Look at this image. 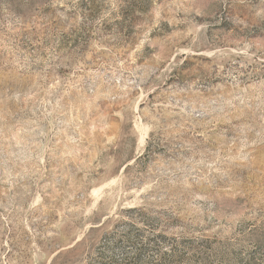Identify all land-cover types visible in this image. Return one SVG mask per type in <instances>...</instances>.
Masks as SVG:
<instances>
[{"label": "rangeland", "instance_id": "1", "mask_svg": "<svg viewBox=\"0 0 264 264\" xmlns=\"http://www.w3.org/2000/svg\"><path fill=\"white\" fill-rule=\"evenodd\" d=\"M264 264V0H0V264Z\"/></svg>", "mask_w": 264, "mask_h": 264}, {"label": "trees", "instance_id": "2", "mask_svg": "<svg viewBox=\"0 0 264 264\" xmlns=\"http://www.w3.org/2000/svg\"><path fill=\"white\" fill-rule=\"evenodd\" d=\"M99 264H111V263H99ZM129 264V263H128Z\"/></svg>", "mask_w": 264, "mask_h": 264}]
</instances>
